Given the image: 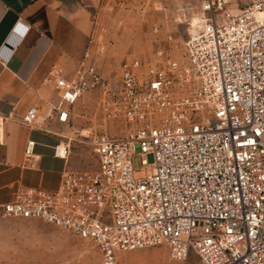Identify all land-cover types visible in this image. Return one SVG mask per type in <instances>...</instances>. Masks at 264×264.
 Segmentation results:
<instances>
[{
    "label": "built area",
    "instance_id": "obj_1",
    "mask_svg": "<svg viewBox=\"0 0 264 264\" xmlns=\"http://www.w3.org/2000/svg\"><path fill=\"white\" fill-rule=\"evenodd\" d=\"M233 1L205 0L182 42L125 62L120 90L102 102L105 121H119L124 135L72 136L90 147L95 168L64 169L53 191H16L0 218L40 220L90 241L100 264L158 245L175 260L194 254L196 264H264V0ZM89 55L71 77L60 67L46 77L60 92L61 123L104 86ZM36 120L32 106L23 121L42 128ZM34 145L26 143L27 162ZM54 154L67 158L70 145Z\"/></svg>",
    "mask_w": 264,
    "mask_h": 264
},
{
    "label": "crops",
    "instance_id": "obj_2",
    "mask_svg": "<svg viewBox=\"0 0 264 264\" xmlns=\"http://www.w3.org/2000/svg\"><path fill=\"white\" fill-rule=\"evenodd\" d=\"M89 1L0 0V205L18 190L53 191L61 172L75 169L81 143L72 136L80 127L73 108L68 122L57 120L60 92L46 77L55 67L71 77L87 51L85 61L92 62L95 22ZM18 23L28 27L24 35L14 30ZM32 106L42 128L23 121ZM28 140L35 141L29 162ZM64 145H70L69 156H55V148Z\"/></svg>",
    "mask_w": 264,
    "mask_h": 264
},
{
    "label": "rangeland",
    "instance_id": "obj_3",
    "mask_svg": "<svg viewBox=\"0 0 264 264\" xmlns=\"http://www.w3.org/2000/svg\"><path fill=\"white\" fill-rule=\"evenodd\" d=\"M205 0H90L95 22V50L92 63L101 73L104 86L88 92L73 106L79 134L108 133L122 136L124 125L106 120L102 102L121 87L120 73L134 57L154 59L155 52L167 49L187 36L188 22L197 19ZM246 0H234L242 7ZM171 34L173 40H168ZM105 128V129H104ZM77 170H93L96 158L90 147L80 144ZM140 146L133 157L134 168L142 169ZM97 246L40 220L0 218V264H100ZM191 254L185 260L171 258L165 245L123 252L116 264H196Z\"/></svg>",
    "mask_w": 264,
    "mask_h": 264
}]
</instances>
